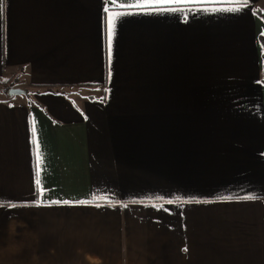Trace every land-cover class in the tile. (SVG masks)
Instances as JSON below:
<instances>
[{
	"label": "crops",
	"instance_id": "0c3cea01",
	"mask_svg": "<svg viewBox=\"0 0 264 264\" xmlns=\"http://www.w3.org/2000/svg\"><path fill=\"white\" fill-rule=\"evenodd\" d=\"M3 3L0 264H264V0Z\"/></svg>",
	"mask_w": 264,
	"mask_h": 264
},
{
	"label": "snow or ice",
	"instance_id": "6c2138e0",
	"mask_svg": "<svg viewBox=\"0 0 264 264\" xmlns=\"http://www.w3.org/2000/svg\"><path fill=\"white\" fill-rule=\"evenodd\" d=\"M109 4L115 6L117 3H120V0H108ZM157 2H168V0H157ZM122 7H126L128 5H124L121 3ZM234 10H239V9H234ZM4 11V3L3 0H0V15L3 14ZM105 12L108 13L109 12V8H105ZM119 18V14H117L116 16H113L112 14H109L108 19H107V31H108V48H109V60L111 62V53H112V42H113V37H114V28H115V22L116 19ZM32 133H33V137H36V128L35 126L32 127ZM41 165V156L39 153V149L37 146V167H38V171L36 173V184L39 185L41 183L40 180V168ZM51 203H61V201H52ZM62 203L64 204H69L72 203L71 201H63ZM78 203H86V201H78ZM9 206H15V205H9ZM99 206V205H97ZM185 251H187V249H185Z\"/></svg>",
	"mask_w": 264,
	"mask_h": 264
},
{
	"label": "trees",
	"instance_id": "16d2710c",
	"mask_svg": "<svg viewBox=\"0 0 264 264\" xmlns=\"http://www.w3.org/2000/svg\"><path fill=\"white\" fill-rule=\"evenodd\" d=\"M263 19H264V13L261 14ZM260 39V43L262 44L263 47V64H264V32L263 34L260 35L259 37ZM16 81L13 80H2V85L4 86L3 89H0V92L3 93L5 96H9L8 91L10 88L15 87L16 86ZM27 91V90H25Z\"/></svg>",
	"mask_w": 264,
	"mask_h": 264
},
{
	"label": "water",
	"instance_id": "95a60500",
	"mask_svg": "<svg viewBox=\"0 0 264 264\" xmlns=\"http://www.w3.org/2000/svg\"><path fill=\"white\" fill-rule=\"evenodd\" d=\"M24 92L25 90L23 88L12 87L9 89L8 94L9 95H19V94H23Z\"/></svg>",
	"mask_w": 264,
	"mask_h": 264
},
{
	"label": "rangeland",
	"instance_id": "374dc122",
	"mask_svg": "<svg viewBox=\"0 0 264 264\" xmlns=\"http://www.w3.org/2000/svg\"><path fill=\"white\" fill-rule=\"evenodd\" d=\"M4 88V86L2 85V80L0 79V89H3ZM28 91V90H27ZM1 93V92H0ZM2 95H3V93H1ZM22 96H24V95H22Z\"/></svg>",
	"mask_w": 264,
	"mask_h": 264
}]
</instances>
